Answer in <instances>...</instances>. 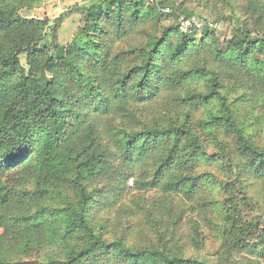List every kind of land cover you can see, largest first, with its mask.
<instances>
[{"label": "trees", "instance_id": "16d2710c", "mask_svg": "<svg viewBox=\"0 0 264 264\" xmlns=\"http://www.w3.org/2000/svg\"><path fill=\"white\" fill-rule=\"evenodd\" d=\"M42 3L0 0V264H264V0Z\"/></svg>", "mask_w": 264, "mask_h": 264}, {"label": "rangeland", "instance_id": "374dc122", "mask_svg": "<svg viewBox=\"0 0 264 264\" xmlns=\"http://www.w3.org/2000/svg\"><path fill=\"white\" fill-rule=\"evenodd\" d=\"M89 1L90 0H43L42 5L38 9L30 12H23V15L53 20L68 12L71 7L88 5ZM195 19L205 24V22L200 21L198 18ZM78 22L79 14L77 13L70 14L64 18L62 24L58 28L57 39L60 45L65 46L71 42L74 32H76L78 28ZM221 24L222 23L213 24V28H218V30L222 31L224 28H222ZM21 62L24 64V59H22Z\"/></svg>", "mask_w": 264, "mask_h": 264}, {"label": "built area", "instance_id": "2783aa9c", "mask_svg": "<svg viewBox=\"0 0 264 264\" xmlns=\"http://www.w3.org/2000/svg\"><path fill=\"white\" fill-rule=\"evenodd\" d=\"M168 10H166V13ZM205 24H202L195 18L191 19H185V18H180L179 19V28L181 32L185 33L190 30H201ZM211 25V24H210Z\"/></svg>", "mask_w": 264, "mask_h": 264}]
</instances>
